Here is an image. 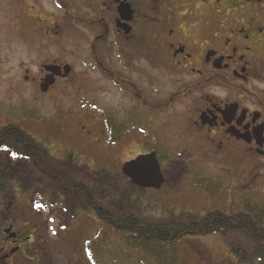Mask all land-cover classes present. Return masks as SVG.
<instances>
[{"label": "flooded vegetation", "instance_id": "obj_1", "mask_svg": "<svg viewBox=\"0 0 264 264\" xmlns=\"http://www.w3.org/2000/svg\"><path fill=\"white\" fill-rule=\"evenodd\" d=\"M33 2L31 22L39 27L28 31L31 41L24 45L40 62L36 72L26 68L24 85L37 95L78 94L77 113L60 111L53 121L74 126L75 136L63 143L81 157L79 170L97 172L102 154L118 156L141 137H152L151 152L141 156L156 155L164 178L159 190L174 193L186 211L174 219L159 203L129 198L152 189L134 185L123 173L138 155L118 156L122 165L115 170L128 188L122 195L109 193L95 176L82 177L83 170L70 174L63 195L46 184L23 192L2 180L0 264H40L46 249L84 230L95 233L90 242L106 234L114 239L117 256L106 264H264V242L232 241L213 220L201 225L210 215L221 214L223 222L226 215L262 206L257 200L264 195L254 193L264 190V0ZM167 129L176 142L162 137ZM2 161L20 164L13 157ZM113 186L121 191L119 183ZM43 193L65 219L56 233L62 241L50 237L54 228L44 221V201H35ZM168 222L202 235L169 244L148 241L150 229ZM231 249L240 258H232ZM66 258L68 264L105 259L102 253L79 263L70 254Z\"/></svg>", "mask_w": 264, "mask_h": 264}, {"label": "rangeland", "instance_id": "obj_2", "mask_svg": "<svg viewBox=\"0 0 264 264\" xmlns=\"http://www.w3.org/2000/svg\"><path fill=\"white\" fill-rule=\"evenodd\" d=\"M40 3H46L48 0H38ZM33 0H0V129L9 125L15 124L25 130L42 148L43 150L56 161L73 165V170H68L71 174L77 176L78 172L82 175V170L86 177L89 175L95 176L104 184V188L108 189L111 194L122 195L127 192L125 184V176L120 171L115 170L117 164L121 166L120 159L127 160L132 156H140L151 152L153 145L152 137H141L138 144H133L129 150L121 151L120 153L110 154L104 153L102 167L95 172L89 171L87 168L79 170L77 165H80L81 157L75 151L66 149L64 140L67 137L75 136V128L73 125H67L64 120L60 124L54 122L56 113L59 116L60 111H69L71 114L77 113L79 104L78 94L69 91L52 90L49 94L41 95L38 93L32 94L34 91L26 88L25 83V70L29 68L36 72L39 66V58L27 51L28 47L25 42L31 41V35L28 31L31 29H38L39 25L33 24L31 20L34 19L31 7H33ZM48 3L43 6L46 9ZM33 72V74H34ZM28 85V84H27ZM53 106V107H52ZM54 115V117H53ZM66 115V114H65ZM53 117V118H52ZM50 130H55L56 133ZM164 139L170 143L174 140L172 132L167 129L164 134ZM66 153V154H65ZM77 164V165H76ZM240 167H244L241 162H238ZM5 180L23 190V192L32 193L37 189L46 187L51 190L53 181L46 179L36 167H12L5 164L4 161L0 162V182ZM233 183L232 179H230ZM119 183V189H115L113 184ZM126 183V182H125ZM110 184V185H107ZM127 188V189H126ZM44 192V191H43ZM45 193V192H44ZM36 195L35 201L43 200L44 205V221L54 228L53 232L49 235L57 242L62 241V238L56 236L58 231H61V226L64 225L65 219L58 216L60 207L53 205L51 197L45 194ZM48 194H52L48 192ZM258 195H264V190L257 191ZM53 195V194H52ZM80 194L78 193V196ZM132 200H142L144 202L159 203L163 205L168 212L174 214V219H180L185 214V208L174 193L169 190L161 189H146L141 192H135L129 196ZM227 201V200H226ZM241 208L238 204L236 209ZM200 214L196 215L199 218ZM169 220V218H167ZM85 225V224H84ZM86 226V225H85ZM73 232V231H72ZM69 237L70 242L67 248L68 241L60 244L59 248L52 247L46 249L42 262L40 264H68L66 257L70 254L73 262L79 263L85 257H88L85 251L87 244L93 239L95 233H88L85 230L73 232ZM189 238H182L179 242H185ZM186 249L187 246L183 245ZM232 247V246H231ZM67 248V249H66ZM68 251L66 253L64 251ZM232 258H240L239 251L236 249L230 250ZM48 260H47V259ZM37 259V258H36ZM36 262V260H35ZM106 264V262H103ZM35 264H38L37 262Z\"/></svg>", "mask_w": 264, "mask_h": 264}, {"label": "trees", "instance_id": "obj_3", "mask_svg": "<svg viewBox=\"0 0 264 264\" xmlns=\"http://www.w3.org/2000/svg\"><path fill=\"white\" fill-rule=\"evenodd\" d=\"M12 157L20 162L18 164L19 171L20 167H36L46 179L53 181L51 186L56 189V194H65L66 191L62 189L65 186V181L73 177L72 175L70 176L71 173L68 170H74L70 169L68 164L58 162L50 157L25 130L15 124H9L0 129V160L9 161ZM257 201L262 203V206L257 209L261 211V214H259V211L254 210L255 212L246 215H226V220L223 222L218 217L221 214H214L202 221L201 225L207 226L213 220V223L210 224H213L214 228H226V232L232 241L249 240L262 243L264 242V197ZM255 215L260 217L255 219L257 217ZM123 228L127 229L128 223L125 222ZM194 230V228L187 225L176 226V223L168 222L163 229L157 227L150 229L147 236L149 237L148 241H164L167 244L177 243L186 236L202 235ZM114 244V239L106 234L101 240L97 237V240L88 243L85 251L88 258L92 260L98 258L102 253V258L106 259L102 261L109 262L111 261L109 259L117 256L116 250L113 248ZM169 249L170 247L168 246L167 251ZM169 253L167 255L168 258L170 257Z\"/></svg>", "mask_w": 264, "mask_h": 264}, {"label": "water", "instance_id": "obj_4", "mask_svg": "<svg viewBox=\"0 0 264 264\" xmlns=\"http://www.w3.org/2000/svg\"><path fill=\"white\" fill-rule=\"evenodd\" d=\"M49 71L50 68L46 67ZM69 72V69H66ZM52 83L42 87V93H46ZM123 173L130 178L134 185L143 188L159 190L163 185L164 178L161 174L159 163L155 154L138 157L136 160L127 163L123 167Z\"/></svg>", "mask_w": 264, "mask_h": 264}, {"label": "snow or ice", "instance_id": "obj_5", "mask_svg": "<svg viewBox=\"0 0 264 264\" xmlns=\"http://www.w3.org/2000/svg\"><path fill=\"white\" fill-rule=\"evenodd\" d=\"M5 150H7V149H5Z\"/></svg>", "mask_w": 264, "mask_h": 264}]
</instances>
